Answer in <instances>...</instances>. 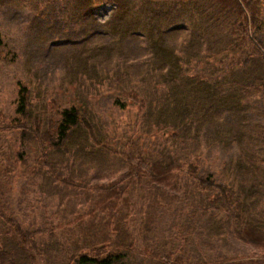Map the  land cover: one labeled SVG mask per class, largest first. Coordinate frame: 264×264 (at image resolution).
I'll use <instances>...</instances> for the list:
<instances>
[{
    "label": "rangeland",
    "instance_id": "374dc122",
    "mask_svg": "<svg viewBox=\"0 0 264 264\" xmlns=\"http://www.w3.org/2000/svg\"><path fill=\"white\" fill-rule=\"evenodd\" d=\"M21 1L0 5V110L8 122L16 117L17 83H25L44 128L51 115L59 121L63 109L80 106L96 139L79 128L67 153L51 151L36 168L41 151L20 143L13 124H0V220L56 229L59 240L80 247L93 243L100 217L89 213L104 199L94 187L116 181L130 192L104 211L119 220L109 240L116 249L106 253L129 250L121 264H264V0H155L154 23L184 75L174 81L170 62L154 64L144 34L112 35L116 0L80 8L89 21L73 15L72 0H43L44 8ZM214 82L208 103L201 89ZM23 148L26 166L16 163ZM139 168L147 178L130 186ZM206 177L225 186L232 206L221 205L225 194L216 200L221 190L200 185Z\"/></svg>",
    "mask_w": 264,
    "mask_h": 264
},
{
    "label": "trees",
    "instance_id": "16d2710c",
    "mask_svg": "<svg viewBox=\"0 0 264 264\" xmlns=\"http://www.w3.org/2000/svg\"><path fill=\"white\" fill-rule=\"evenodd\" d=\"M10 1L11 3H16L17 0H0V5L7 4ZM24 1V0H23ZM21 1L20 3H23ZM41 2L39 6L44 8L43 0H36ZM71 1V0H70ZM73 1V15H77L81 13L80 18L86 15L84 11L88 12L90 9H94L98 6L100 0H76ZM106 1V0H105ZM119 4L118 17L116 19V24L111 27L113 30L112 35L117 33V36L121 34L125 35V38H131V35L138 33L145 36V39L151 42V47L154 49L151 52V57L156 65L157 61L161 62V67L170 62L169 64V74L172 81L178 77V74H182V72H178L179 66V57L176 58V61L173 60V50L175 49L172 45L168 43L166 40L163 41V36L161 35L159 30V25H156L154 22L157 19L158 15H155V10H151V7L155 6V0H116ZM188 1V0H187ZM61 2H63L61 0ZM134 2V5L139 3L138 10L136 7H131L130 3ZM80 6L78 8V5ZM218 3V2H217ZM216 3V6H217ZM237 5V4H236ZM84 6V11L80 8ZM238 6V5H237ZM237 9V7H235ZM239 12L242 10L239 9ZM152 13V14H151ZM159 14H162L160 12ZM89 14L86 15L85 19L89 21L91 18H88ZM243 23H248L247 16H243ZM79 18V19H80ZM255 18V17H254ZM255 23V20H253ZM251 24V21L250 23ZM37 23L35 22V27H37ZM82 24L79 25V27ZM249 27V25H248ZM242 28V27H241ZM254 28V27H253ZM83 31L84 28H82ZM246 34L243 35L246 37L250 34L248 33L249 28H243ZM101 34V33H100ZM242 34H238V37L241 38L239 40L244 41L242 39L244 36ZM89 36V34H88ZM6 46L1 39L0 33V56L3 53V50ZM86 46V45H85ZM114 48V47H113ZM224 51H220V62H222V58L224 56ZM259 54L264 60V52L259 51ZM1 58V57H0ZM230 61V60H229ZM250 63V61H249ZM196 64V62H195ZM246 67L248 65V61L246 58L244 62H242V66ZM245 68L239 69L238 72H243ZM194 74H201L203 76V82H207L206 76L197 70V67L193 71ZM264 74V70L262 72ZM181 76H184L183 74ZM262 91H264V79H262ZM19 87L18 99H17V110L16 117H13L10 122H8L7 116L3 115L4 112L0 110V124L6 126V130L8 129V123L13 124L12 129L17 131L18 140L20 143H29L35 145L36 149H38L40 154L36 156V162L34 165L36 168H39L42 164V167L46 165V159L48 153L53 152H68V143L71 142L72 136L74 132L79 128H86L91 132V135L96 139V135L94 131L91 129L92 125L89 120V113L82 109L80 106H72L63 109L60 112L61 119L58 121L55 119L54 115H51L47 120V127L44 128V124L41 120H36L33 116V107L29 108L30 103L33 101V92L30 90L29 86L25 83L18 82ZM220 85L217 83L208 84L207 88L201 89L204 90L208 97V103L212 100L213 96L217 92V88ZM115 104H120L121 108L125 107V103H121L119 99L115 101ZM143 104V102H142ZM26 155L24 154V148L22 150H18L16 152V163L26 166L28 161ZM41 163V164H40ZM142 164H145L143 160ZM193 168V167H192ZM50 172L53 170L50 169ZM128 176V175H127ZM147 178V173L142 169H137L131 176L130 186L141 184L144 178ZM199 183L205 189H218L221 190V193L216 196V200H219V196L225 194L224 202L221 204L223 206H232V202L228 200L226 197L227 189L222 184H218L213 177H206L199 179ZM121 182H112L109 186H95L94 189L102 191L104 194V199L95 205L94 208L90 211L89 215L95 214V217L90 218L92 220H98L100 217V225H96V240L92 243V240H89L83 246H78L75 244H68L59 240L58 234L48 227L41 228H30L24 229L18 220L8 217L0 220V238H9L11 241L0 243V264H29L27 262V258L25 254L28 251L31 254H34L35 259L34 262L37 264L36 259L41 258L46 264H121L123 259L127 257L125 252L129 250L123 251V254L120 255L116 252L106 253L107 247L116 249L113 247V244H110V236L111 230L115 229L118 226V217L112 215V213L104 212L105 210L113 209L114 207L120 205L121 195L124 192H130V187L127 190L123 189ZM129 194V193H128ZM135 195V194H134ZM128 197L127 201L132 202V198ZM99 207V210L97 209ZM114 222V223H113ZM5 224L10 226L6 227ZM115 225V226H114ZM100 228V229H98ZM47 235L48 240L40 241L39 238ZM95 235V234H93ZM92 243V244H91ZM133 244V241L124 245V247L130 248ZM16 253L23 257L26 262H23L21 257L17 256ZM86 250V252H83ZM60 255L63 257L62 260L56 262V259L60 258Z\"/></svg>",
    "mask_w": 264,
    "mask_h": 264
}]
</instances>
